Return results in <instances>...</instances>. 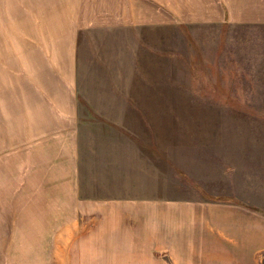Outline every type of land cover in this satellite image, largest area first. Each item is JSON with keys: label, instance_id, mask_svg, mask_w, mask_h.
<instances>
[{"label": "crops", "instance_id": "1", "mask_svg": "<svg viewBox=\"0 0 264 264\" xmlns=\"http://www.w3.org/2000/svg\"><path fill=\"white\" fill-rule=\"evenodd\" d=\"M216 22L264 24V0H0L1 178L11 204L41 210L0 230L6 264L175 262L210 221L219 241L242 225L255 254L257 216L246 225L236 177L210 195L162 139V114L183 111L170 101L193 96L179 50Z\"/></svg>", "mask_w": 264, "mask_h": 264}, {"label": "rangeland", "instance_id": "2", "mask_svg": "<svg viewBox=\"0 0 264 264\" xmlns=\"http://www.w3.org/2000/svg\"><path fill=\"white\" fill-rule=\"evenodd\" d=\"M207 25L196 24L179 50L177 73H189L193 77L192 81L183 82L188 89L193 88V96H178L177 102L170 101L183 111L162 114V139L165 147L178 155L187 175L210 195H221V185H225L226 194L232 193L236 177L241 184L239 201L248 209L252 207V218H246L247 222L254 225L253 215L257 216L252 238L256 235L258 249L254 254L245 247L250 246V240L246 239L249 234L242 225L239 233L242 239L237 236L236 241L227 240V236L225 241H219L222 239L219 226L210 221L195 235L197 241L191 248L190 245L178 248L175 262L162 260L165 264H264V24ZM167 101L163 99V104H169ZM173 142L177 144L170 145ZM8 152V144L6 148L0 145V230L3 231L9 229L11 219L17 218L20 227L24 216L35 217L41 212L34 204H11L8 177L1 178L10 170ZM186 152L187 158L183 155ZM224 176L226 181L222 184ZM250 195L256 200L247 204ZM194 198L203 199L197 190ZM214 206L209 204L211 218L216 212ZM199 212L205 214L204 209ZM198 239L207 242V246H201ZM9 244L8 239H0V249ZM200 253L209 255H197ZM10 259L0 256V264ZM22 259L17 258V264Z\"/></svg>", "mask_w": 264, "mask_h": 264}]
</instances>
